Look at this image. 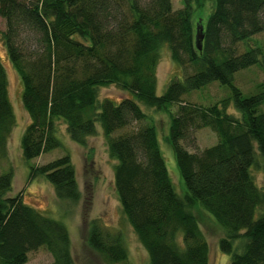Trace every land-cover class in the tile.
Instances as JSON below:
<instances>
[{
	"label": "trees",
	"instance_id": "obj_1",
	"mask_svg": "<svg viewBox=\"0 0 264 264\" xmlns=\"http://www.w3.org/2000/svg\"><path fill=\"white\" fill-rule=\"evenodd\" d=\"M205 6L199 50L195 18ZM0 15V38L23 85L30 120L21 138L26 160L64 147L60 123L81 146L98 134L99 124L116 160L123 213L150 264L209 263L210 243L195 206L224 229L218 244L231 264H264V181L260 185L253 173L261 168L264 180V83L247 93L235 83L242 70H264V48L253 41L264 32V0H183L180 8L172 0H0ZM164 47L182 75L159 94ZM214 82L231 94L210 104L187 100ZM110 85L125 96L101 100L100 88ZM141 104L170 117L167 140L183 194L172 181L155 121ZM15 123L0 58V157ZM205 127L216 143L188 149L186 143L196 146V131ZM13 176L11 169L0 173V264H25L42 247L53 257L49 264H75L65 223L25 203L22 192H13ZM39 176L60 200L80 201L69 153L31 166L28 180ZM87 241L110 263L128 257L122 236L97 220Z\"/></svg>",
	"mask_w": 264,
	"mask_h": 264
},
{
	"label": "rangeland",
	"instance_id": "obj_2",
	"mask_svg": "<svg viewBox=\"0 0 264 264\" xmlns=\"http://www.w3.org/2000/svg\"><path fill=\"white\" fill-rule=\"evenodd\" d=\"M175 8L183 6V0H172ZM207 7H201L196 14L195 21L202 20L207 15ZM5 29V20L0 15V31ZM264 48V32L253 37ZM0 58L5 67L8 79V91L14 107L16 123L7 143L6 155L0 157V173L11 169L13 171V192H22L25 203L38 211L61 220L69 229L72 239V254L75 264H150L148 253L140 242L133 227L123 213L121 203L114 182V170L116 160L109 155L107 140L98 124V134L89 139L87 146H81L73 142L63 123L59 124V136L64 147L44 153L30 161L23 157L21 138L29 123V116L22 105L23 85L20 77L12 66L6 47L0 38ZM181 69L172 60L167 47L162 49L161 59L157 68L158 93L165 90L168 82L181 77ZM235 83L243 92L247 93L256 88L257 84L264 83V70L259 66H252L238 72ZM232 92L228 86L217 82L211 83L201 90L187 95V100L200 104H210L220 100ZM125 96V92L114 85L100 88V99L112 98L119 100ZM142 108L154 119L160 146L170 172L172 181L183 194L186 191L181 179L172 150L167 140L169 133L170 117L166 112L156 111L141 104ZM176 106L172 108L175 110ZM231 111L236 110L231 107ZM196 146L186 143L188 149L194 151L213 145L217 141L216 134L205 127L196 131ZM69 153L76 168L81 199L77 204H71L60 200L54 187L42 176L28 180V172L33 165L47 163L55 158ZM257 182L263 184V172L261 168L253 171ZM179 192V193H180ZM194 212L199 218L200 224L210 243V260L208 264H231V256L219 248V238L224 235V229L217 224L211 215L201 207L195 206ZM97 220L105 229L122 236L127 249L128 257L125 261L110 263L95 251L87 241L90 224ZM239 242H235L236 250ZM53 261L51 253L44 247L32 251L28 255L25 264H49Z\"/></svg>",
	"mask_w": 264,
	"mask_h": 264
},
{
	"label": "water",
	"instance_id": "obj_3",
	"mask_svg": "<svg viewBox=\"0 0 264 264\" xmlns=\"http://www.w3.org/2000/svg\"><path fill=\"white\" fill-rule=\"evenodd\" d=\"M58 1H66V0H58ZM196 45L199 50L202 49L203 46V39H204V25L202 23V19L200 18L199 21L196 23Z\"/></svg>",
	"mask_w": 264,
	"mask_h": 264
}]
</instances>
